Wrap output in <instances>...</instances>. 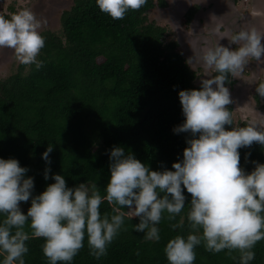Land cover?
Here are the masks:
<instances>
[{"label": "trees", "instance_id": "trees-1", "mask_svg": "<svg viewBox=\"0 0 264 264\" xmlns=\"http://www.w3.org/2000/svg\"><path fill=\"white\" fill-rule=\"evenodd\" d=\"M162 5L161 0H147L138 11L129 10L115 20L98 9L96 0H71L61 10L56 29L41 28L45 46L38 60L44 66L36 70L16 62L10 74L0 78V159H15L28 170L25 178L34 181L32 197L53 184L55 175H61L68 188L96 184L105 195L115 147H122L150 171H174L172 164L182 162L187 141L194 137L174 132L185 121L178 93L199 91L202 85L195 84L197 72L178 43L165 42V30L149 19L148 11ZM192 15L193 10L188 21ZM228 80L225 87L232 84L231 76ZM255 97L262 99L259 111H264V97L258 93ZM226 107L232 113L233 105ZM248 125L246 121L235 125L232 115V125H225V130ZM96 142L102 153L93 152ZM48 145H53L50 163L42 159ZM238 152L245 174L264 164V145L254 142ZM46 170H50L47 180ZM182 194L181 213L169 220L165 212L157 225L159 241L146 240L145 233L134 230L139 219L125 217L105 256L96 259L89 254L85 234L84 247L69 264H168L164 249L169 240L201 234L192 232L187 218L191 195L186 189ZM30 206L31 198L19 205L25 215ZM112 207L103 203L101 214H115ZM4 218L0 214V223ZM25 231L30 235L25 264H49L42 251L45 241L31 237L30 221ZM194 251L193 264H240L238 250L214 253L201 242ZM252 251L255 256L249 264H264V240ZM3 259L0 254V264Z\"/></svg>", "mask_w": 264, "mask_h": 264}, {"label": "clouds", "instance_id": "clouds-1", "mask_svg": "<svg viewBox=\"0 0 264 264\" xmlns=\"http://www.w3.org/2000/svg\"><path fill=\"white\" fill-rule=\"evenodd\" d=\"M147 0H96L98 9L112 19H123L129 10L138 11ZM46 20L38 19L28 8L0 15V48L12 49L20 64H44L38 60L45 46L40 29ZM264 34L256 28L241 30L231 35L235 50L217 44L206 48L199 59L205 69L217 75L201 81L202 90H183L178 93L185 118L174 129L175 133H190L192 139L183 151L182 162L173 163L174 171H150L149 168L126 154L122 147L110 152V179L101 195L96 184H79L68 188L61 175L52 177L54 183L32 197L33 178H25L26 168L15 159H0V254L3 264H25L28 252L26 241L30 235L25 225L30 221L31 237L42 238L44 256L49 264H69L84 247L85 234L89 254L100 259L107 254L108 245L122 229L125 217L138 218L136 232L145 239L159 241L163 214L174 219L185 206L186 189L191 195L188 220L193 233L187 238L177 235L164 249L168 264H193L197 245L204 243L208 251L219 253L227 249L240 253V264L254 259L255 244L264 240V164H256L250 174L240 167L238 149L254 142L264 145V130L255 124L233 127L232 103L226 83L228 77L239 76L250 60L264 63ZM191 62V60H189ZM264 97V83L256 88ZM48 145L42 159L50 163ZM46 170L44 179L47 180ZM183 186V187H182ZM31 206L27 214L20 210L21 202ZM112 205L110 217L102 215L100 207ZM127 209V211L122 209ZM138 254V253H137Z\"/></svg>", "mask_w": 264, "mask_h": 264}, {"label": "rangeland", "instance_id": "rangeland-1", "mask_svg": "<svg viewBox=\"0 0 264 264\" xmlns=\"http://www.w3.org/2000/svg\"><path fill=\"white\" fill-rule=\"evenodd\" d=\"M161 1L163 5L156 6L148 11L147 15L150 20L165 30V42L174 40L178 43V50L184 55L188 65L197 72L196 85H202L201 81L212 78L215 72L212 69H205L203 62L199 59L204 49L215 47L217 44L230 47V50L236 49L237 45L230 43L231 35L238 33L237 30L240 28L236 25L235 19L240 18V21L244 22L245 28L240 31L254 27L264 34V0H235L233 4L235 8L232 9L230 0H214L216 3H213L215 4L213 6L210 4L212 0H205L204 4H201L202 7L204 6L202 10L198 9L196 13L194 12L195 15H192L190 21L187 20L188 14L185 13L189 9L199 7L194 3L197 0ZM70 3L71 0H0V15L10 17L12 13L28 8L36 14L38 19L47 21L41 28L53 30L59 25L61 10L68 8ZM226 7L230 8V17L235 18L231 20V24H228L229 20L219 19V15L210 11L223 13ZM204 10H208L210 14L202 13ZM219 22L222 23L219 24ZM261 43L264 44V39ZM261 59L264 60V56ZM16 62L18 60L12 49L0 48V78L9 75ZM231 83L228 89L230 98L233 100L231 104L234 124L246 121L264 130V111H259L263 101L255 97L256 88L260 83H264V63L250 60L239 76L232 77ZM98 142L93 145L94 153L103 152Z\"/></svg>", "mask_w": 264, "mask_h": 264}, {"label": "crops", "instance_id": "crops-1", "mask_svg": "<svg viewBox=\"0 0 264 264\" xmlns=\"http://www.w3.org/2000/svg\"><path fill=\"white\" fill-rule=\"evenodd\" d=\"M203 1H205V0H197V2H194L195 3V6H199L198 8H193L192 10H193V12H194V10H195V13L198 11V9H200V10H202L201 8H203L202 6H201V4H204V2ZM213 3H216L214 0H212L211 2H210V4L213 6V5H215V4H213ZM229 3V2H228ZM235 3V0H230V8L232 9L233 7V4ZM262 3V2H261ZM229 5V4H228ZM230 8H228V7H226L225 8V12H223V13H217V12H214V11H212V10H210L211 12H213L214 14H217V15H219L218 16V18L220 19V18H224V20H229L228 22L229 23H232V21L231 20H234L235 18L232 16V17H230L231 15L229 14V12H230ZM235 8V7H234ZM229 9V10H228ZM200 12V11H199ZM202 13H209L208 12V10H204V12H202ZM210 14V13H209ZM195 15V14H194ZM233 18V19H232ZM235 21H236V25L238 26L239 25V29L237 30L238 32L240 31V29H244L245 28V25H244V22H243V24H242V22L240 21V18H238V19H235ZM240 22V23H239ZM221 26V25H220Z\"/></svg>", "mask_w": 264, "mask_h": 264}, {"label": "flooded vegetation", "instance_id": "flooded-vegetation-1", "mask_svg": "<svg viewBox=\"0 0 264 264\" xmlns=\"http://www.w3.org/2000/svg\"><path fill=\"white\" fill-rule=\"evenodd\" d=\"M233 7V6H232ZM234 8V7H233ZM192 9H189L188 11H187V13H185V14H189V12L191 11ZM194 12H195V10H194ZM242 22V24H243V21H241ZM222 22H219V24H221ZM240 23V22H239ZM228 24H231V23H229L228 22ZM239 26V25H238ZM230 48V47H229ZM231 79H232V77H231ZM229 86H227V88H228Z\"/></svg>", "mask_w": 264, "mask_h": 264}]
</instances>
